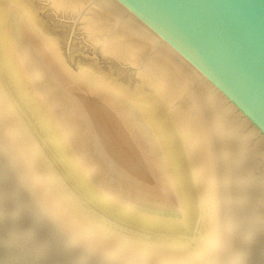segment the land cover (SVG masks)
Wrapping results in <instances>:
<instances>
[{
    "label": "water",
    "instance_id": "1",
    "mask_svg": "<svg viewBox=\"0 0 264 264\" xmlns=\"http://www.w3.org/2000/svg\"><path fill=\"white\" fill-rule=\"evenodd\" d=\"M5 1L0 106L22 135L0 141V264H60L70 249L104 264H264V0H17L70 65L139 106L176 211L90 176L14 56Z\"/></svg>",
    "mask_w": 264,
    "mask_h": 264
},
{
    "label": "bare ground",
    "instance_id": "2",
    "mask_svg": "<svg viewBox=\"0 0 264 264\" xmlns=\"http://www.w3.org/2000/svg\"><path fill=\"white\" fill-rule=\"evenodd\" d=\"M3 5L14 56L75 154L83 155L84 162L85 157L94 162L104 177V187L118 189L120 197L176 211L162 149L139 106L111 82L86 70L67 68L52 36L41 32L40 23L21 4L8 0ZM36 69L39 82L31 76Z\"/></svg>",
    "mask_w": 264,
    "mask_h": 264
},
{
    "label": "snow or ice",
    "instance_id": "3",
    "mask_svg": "<svg viewBox=\"0 0 264 264\" xmlns=\"http://www.w3.org/2000/svg\"><path fill=\"white\" fill-rule=\"evenodd\" d=\"M2 87V85H0ZM19 114H10L7 109L0 106V141L7 143L10 136H15L16 140L19 141L21 138V131L16 128L15 120ZM74 191L79 193L80 196L87 198V193L80 189L79 185H74ZM261 203L264 205V193L261 195ZM130 226L137 229H145L147 225L135 222L128 218ZM261 231L264 233V211L260 217ZM69 258L60 261V264H104L102 259L97 258L94 254H90L84 249H70Z\"/></svg>",
    "mask_w": 264,
    "mask_h": 264
},
{
    "label": "rangeland",
    "instance_id": "4",
    "mask_svg": "<svg viewBox=\"0 0 264 264\" xmlns=\"http://www.w3.org/2000/svg\"><path fill=\"white\" fill-rule=\"evenodd\" d=\"M15 1V3H17L16 1L17 0H14ZM35 21L36 22H38L36 19H35ZM39 23V22H38ZM41 25V24H40ZM41 27H42V33H44V34H46L47 36H51L50 34H49V32L41 25ZM50 38V37H49ZM58 49H59V52H60V54H62V57H64L63 58V62H64V65L67 67V68H69V69H71V70H73V71H75V72H81V69H76L75 67H73L72 65H70V63L68 62V60H67V58H66V56L64 55V53H63V51L60 49V47L58 46ZM40 73H39V71H37V69H36V71H35V73L34 74H32L31 76L32 77H34L35 79H37V81L39 82V80L41 79L40 78ZM34 79V80H35ZM36 82V81H35ZM37 92V93H36ZM39 93V94H38ZM35 94L38 96V97H40V98H42L41 97V93L37 90V91H35ZM48 94V93H47ZM40 95V96H39ZM44 95L46 96V93H44ZM43 95V96H44ZM51 97V96H50ZM51 98H53V97H51ZM43 99V98H42ZM46 99V98H45ZM44 100V99H43ZM57 99H53V101H56ZM73 126H75V124H73ZM72 126V128H73V131L75 132V131H77V130H75L74 129V127ZM70 139V138H69ZM70 141V140H69ZM70 145H72L71 144V142H70ZM72 148H73V145H72ZM77 154H79V155H77ZM76 155L78 156H76L78 159H79V161H80V163L81 164H83V166H84V168L87 170V172L90 174V176H92L94 179H96L97 181H99V183H101L103 186H105L106 185V183H104L105 181L103 180V176H102V174L97 170V166H95L96 164L94 163V162H91V161H88L87 159H89V158H87V157H85V159H86V161L84 162V158H83V155H82V157H81V154L80 153H76ZM80 156V157H79ZM83 158V159H82ZM81 159V160H80ZM83 160V161H82ZM83 163H82V162ZM89 162H91V165L90 164H86V163H89ZM85 163V164H84ZM93 164V165H92ZM92 166H93V168H94V170L92 169ZM86 167H89V169L88 168H86ZM96 169V170H95ZM89 170V171H88ZM91 170V171H90ZM97 171H98V173H97ZM95 173V174H94ZM97 173V174H96ZM98 174H101V175H98ZM98 175V176H97ZM103 177V178H102ZM104 181V182H103ZM108 190H110V189H108ZM111 191V190H110ZM112 192H114L115 194H117V195H119L120 196V191H119V193H118V189H115V188H113V190H112ZM166 203H168V202H166Z\"/></svg>",
    "mask_w": 264,
    "mask_h": 264
}]
</instances>
